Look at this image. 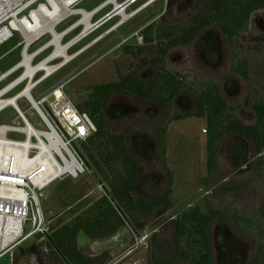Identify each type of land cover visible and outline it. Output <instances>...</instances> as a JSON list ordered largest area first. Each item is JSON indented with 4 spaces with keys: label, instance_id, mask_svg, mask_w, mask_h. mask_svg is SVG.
<instances>
[{
    "label": "rangeland",
    "instance_id": "rangeland-1",
    "mask_svg": "<svg viewBox=\"0 0 264 264\" xmlns=\"http://www.w3.org/2000/svg\"><path fill=\"white\" fill-rule=\"evenodd\" d=\"M103 1L105 0L81 1L73 7V12L81 9L90 12ZM111 10L112 7H108L95 15L92 23ZM169 11H172L174 20L179 24L190 23L200 13V10L195 9V0H158L111 31L119 20L118 17L114 18L70 48L68 55L74 58L40 84L32 94L33 98L54 87L98 52L99 55L93 61L63 86L65 96L75 106L87 98L90 88L116 82L119 74L135 73L145 80L150 78L152 68L143 66L142 59L149 61L154 58L155 50L152 45H145L143 41L139 44L137 37H141L143 29L152 23H158L160 17ZM79 20V16L70 17L57 25L55 31L60 33L66 25L71 26ZM81 31L82 27H79L71 32L66 37V40L70 39L67 43ZM260 36H264V10L252 15L247 31L234 41H228L217 25L212 23L192 44L170 51L165 67L180 75L196 91L208 83L217 84L227 105L243 123L250 125L255 120L250 106L254 102H264V42L253 41ZM45 37L34 43L29 51L33 52L44 46L46 41H51L50 35L46 34ZM66 40L62 42L63 45ZM19 42L20 38L15 36L0 47V74L20 61L21 48H17ZM126 46L145 47L144 54L135 59L123 52ZM53 51L52 47L48 48L34 60V64ZM62 62V59H56L52 66L56 67ZM240 62L245 64L246 79L233 71L238 69ZM20 73L18 71L13 77ZM41 75L38 74L36 80ZM6 83L8 81L0 85V88ZM55 94L59 97L61 93L57 89ZM190 104L191 98L187 94L179 96L166 109L156 108L130 96L117 95L110 100L106 111L108 120L117 132L125 127L130 128L128 146L139 159L147 177L156 184H161L164 180L161 158L164 161L173 180L172 210L177 209L168 216L169 212H161L155 220L135 225L126 224L114 236L105 239L93 240L80 233L77 237L80 252L92 257L108 252L111 258L108 264H151L149 239L161 232L168 246H171L168 238L172 230L168 226L169 221L187 216L183 218L185 234L181 238V246L191 258H198L201 253V238L195 232L196 222L190 218L192 213L207 216L211 210L231 208L240 211L245 218L253 216L264 221V165H258V160L264 159V151L256 156L245 138L226 136L219 145L218 171L208 174L205 119L172 120L174 116H184ZM26 118L33 126L43 129L33 112L26 113ZM1 120L0 118V124ZM81 144L75 143L74 147L85 160ZM232 180L241 185L249 183L248 189L227 192V182ZM106 190L105 180L91 169L78 179L58 180L44 189L39 200L46 216V235L64 223L62 215L68 209L82 203L91 204L103 197ZM30 229V223H26L25 233ZM209 235L211 264H249L255 248L251 236L238 235L224 219L211 224ZM43 240L44 235L37 241L31 238L10 247L0 259V264H37L31 247ZM176 264L187 263L180 261Z\"/></svg>",
    "mask_w": 264,
    "mask_h": 264
},
{
    "label": "trees",
    "instance_id": "trees-1",
    "mask_svg": "<svg viewBox=\"0 0 264 264\" xmlns=\"http://www.w3.org/2000/svg\"><path fill=\"white\" fill-rule=\"evenodd\" d=\"M195 9L200 10L199 17L190 23H177L169 11L160 17L158 23L142 30L143 43L152 45L155 50L154 58L149 61L142 59L143 66L152 68L150 78L145 80L135 73L119 74L116 82L90 88L87 98L76 105L95 127L94 134L81 144L85 162L89 169L105 180L107 190L103 197L91 204L82 203L68 209L62 215L64 223L44 235L43 241L32 245L37 264H108L111 260L108 252L92 257L79 251L77 237L80 233L93 240L105 239L114 236L126 224L153 220L157 214L170 213L173 208L172 175L162 158L164 180L156 184L147 177L139 159L128 146L130 128L117 132L108 120L106 111L114 96H130L166 109L179 96L189 95L191 104L188 111L172 120L205 119L208 174L218 171L219 145L226 136L243 137L254 155L263 153L264 102H254L250 106L255 120L253 124H245L227 105L217 84L208 83L199 91L191 89L180 75L166 69L165 61L170 51L192 44L212 23L228 41L236 40L247 31L252 15L264 10V0H195ZM253 41L262 43L264 36L255 37ZM144 51L145 47L123 48L125 54L135 59ZM244 70L243 62L237 70L233 69L246 79ZM258 165L262 167L264 159H259ZM226 186L227 192L232 193L246 191L249 183L241 185L232 180ZM183 218L187 216L177 217L168 223L172 229L168 237L171 246L161 232L149 239L151 264H176L180 261L211 264L209 228L221 219L227 220L238 235L251 236L254 240L255 248L249 264H264V221L253 216L245 218L240 211L231 208L211 210L207 216L192 213L190 218L196 222L195 232L201 238V253L198 258H191L181 246V238L185 234ZM40 238L41 234L34 237L36 241Z\"/></svg>",
    "mask_w": 264,
    "mask_h": 264
},
{
    "label": "built area",
    "instance_id": "built-area-1",
    "mask_svg": "<svg viewBox=\"0 0 264 264\" xmlns=\"http://www.w3.org/2000/svg\"><path fill=\"white\" fill-rule=\"evenodd\" d=\"M81 1L84 0H78L75 4ZM109 1L105 0L93 9L102 8V12L112 7L94 25L105 19L104 25L116 17L119 18L116 23L118 25L123 18L115 16L117 10L128 18L127 22L158 0ZM41 6L48 9L47 0H0V47L18 36L20 42L17 48H21L20 61L0 74V85L8 81L0 88V259L10 247L34 238L37 234L48 233L46 216L39 200L44 189L58 180L78 179L89 171L87 163L74 145L85 142L94 134L92 122L65 96L64 85L55 89L60 91L59 97H56L54 90L33 98L32 94L38 86L54 73L41 82L46 76L45 71L25 77L27 66L36 68L45 64L53 67L48 62L51 54L34 64V60L47 50L43 51L50 42L30 52V47L40 39L31 43L30 37L20 30L21 23L30 24L33 13H37ZM112 12L114 15L110 16ZM69 34L63 36L61 42ZM81 34L82 31L72 41L80 38ZM133 36L137 37V34ZM137 40L142 44V37H137ZM18 71L21 73L13 77ZM38 74L42 75L36 80ZM12 93V96L6 97ZM28 112L35 114L43 129L33 126L27 120ZM26 223H30L31 227L27 233L24 231Z\"/></svg>",
    "mask_w": 264,
    "mask_h": 264
},
{
    "label": "bare ground",
    "instance_id": "bare-ground-1",
    "mask_svg": "<svg viewBox=\"0 0 264 264\" xmlns=\"http://www.w3.org/2000/svg\"><path fill=\"white\" fill-rule=\"evenodd\" d=\"M76 1L78 0H47V4L49 6L48 9L46 7L41 6L37 13H33V18H31L32 22H30V24L26 22L21 23L20 30L25 35L30 37L31 43L38 41L42 36L46 34L51 36L50 43L43 49V51L50 47L54 49L53 53L49 57L48 62L52 63L56 59L63 60V62L56 67H49L45 64H41L36 68H34L33 66L32 68L27 66V72L25 77H30L34 72L45 71L46 76H44V78L39 81L41 82L43 81V79L47 78L51 73H55L56 71L60 70L74 58L68 55V51L70 50V48L77 44L80 39L86 38L88 35H90L93 31L96 30L95 25L92 23V19L96 14L101 11L102 8L95 9L90 12H84L82 10H77L73 12V7L77 6L75 4ZM113 1L114 0H110L109 3H112ZM118 11L119 10H117V12L115 11V16H122L123 19L111 31L118 28L128 19L125 15ZM73 16L80 17V20L77 24L67 29L63 34H59L55 31L57 25H61L63 22ZM77 26L82 27V36L76 40L69 42L68 44L63 45L61 42V38L71 33V31Z\"/></svg>",
    "mask_w": 264,
    "mask_h": 264
},
{
    "label": "water",
    "instance_id": "water-1",
    "mask_svg": "<svg viewBox=\"0 0 264 264\" xmlns=\"http://www.w3.org/2000/svg\"><path fill=\"white\" fill-rule=\"evenodd\" d=\"M114 15V12L111 13L110 16ZM106 20L103 19V20H100L99 22H97L95 24V28H97L98 26L102 25ZM45 48V47H44ZM100 52H98L95 56H93L90 60L86 61L83 65H81L80 67H78L75 71H73L71 74H69L68 76H66L64 79H62L59 83H57L54 87H52L51 89H49L47 91V93H50L52 91H54L56 88H58L59 86L61 85H64L66 82H68L71 78H73L79 71H81V69H83L85 66H87L91 61H93L98 55H99ZM191 199V198H190ZM189 199V200H190ZM187 200V201H189ZM186 201V202H187ZM185 203V202H184ZM183 203V204H184ZM182 204V205H183ZM181 206V205H180ZM177 208L173 209L172 211H170V213H168L166 216H168L169 214H171L172 212H174ZM165 218V216H164Z\"/></svg>",
    "mask_w": 264,
    "mask_h": 264
},
{
    "label": "flooded vegetation",
    "instance_id": "flooded-vegetation-1",
    "mask_svg": "<svg viewBox=\"0 0 264 264\" xmlns=\"http://www.w3.org/2000/svg\"><path fill=\"white\" fill-rule=\"evenodd\" d=\"M74 23H75V22H74ZM69 25H70V24H69ZM69 25H66V26L61 30V32H63L64 30H66V29L69 27ZM61 32H60V33H61ZM66 37H67V36H66ZM66 37L64 38V40H66ZM43 38H44V37H43ZM43 38H42L41 40H43ZM45 38H46V37H45ZM64 40H63V41H64ZM68 40H70V39H67L65 42L67 43ZM39 41H40V40H39ZM46 42H48V41H46ZM231 228H232V227H231ZM232 229H233V228H232Z\"/></svg>",
    "mask_w": 264,
    "mask_h": 264
},
{
    "label": "crops",
    "instance_id": "crops-1",
    "mask_svg": "<svg viewBox=\"0 0 264 264\" xmlns=\"http://www.w3.org/2000/svg\"><path fill=\"white\" fill-rule=\"evenodd\" d=\"M46 35H44V36H42L41 38H40V40L43 38V37H45Z\"/></svg>",
    "mask_w": 264,
    "mask_h": 264
}]
</instances>
